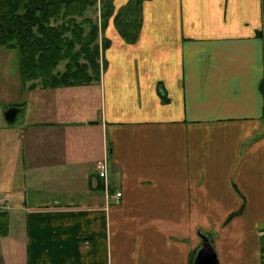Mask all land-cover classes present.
<instances>
[{"label":"crops","instance_id":"crops-1","mask_svg":"<svg viewBox=\"0 0 264 264\" xmlns=\"http://www.w3.org/2000/svg\"><path fill=\"white\" fill-rule=\"evenodd\" d=\"M131 1L112 0L99 23V40L110 41L99 78L37 87L65 110L76 90L94 89L99 111L85 122L31 119L18 137L20 169L9 179L2 171L54 197L21 215L24 264H198L208 247L219 264H263L264 0H142L140 11L123 10ZM59 125L71 134L60 152L32 153L26 131ZM105 157L111 198L96 170ZM74 174L80 185L69 183Z\"/></svg>","mask_w":264,"mask_h":264},{"label":"rangeland","instance_id":"rangeland-1","mask_svg":"<svg viewBox=\"0 0 264 264\" xmlns=\"http://www.w3.org/2000/svg\"><path fill=\"white\" fill-rule=\"evenodd\" d=\"M102 2V0H97L95 4L90 6L91 9L95 8V6H98L99 4H102ZM88 15L91 18L86 17ZM88 15L85 14L84 11L82 15H78L77 20L79 22H83L85 26L88 25L85 31L88 35L91 33L88 39H93L95 37L94 39L96 40V33L92 31L94 30L93 25L97 24L99 34L101 31L99 29V23L104 21L102 16L103 12L99 7L96 12V17H94L93 15L95 14H92L91 12H89ZM85 18L90 19L92 22L86 23L84 20ZM99 39H102L100 38V35L97 39V43H99L100 46L99 64L101 63V69V48L103 47L101 46L102 41ZM95 40H91V42H89L91 49H94L93 45L96 43ZM15 43H17V40ZM103 44H105L104 41L102 42V45ZM81 48H83L81 45L76 46L77 50ZM67 63L68 59H65V61L60 63L56 70L59 71L60 69L64 71ZM34 82L37 83V87H41L39 85L41 82L40 79L31 80L27 82L26 85L22 82L18 49L8 48L7 46L0 47V264L25 263L27 258V254L25 253V251H27V241H25L23 234V228H25L24 222L22 221L20 224V220H23L21 215L23 216L26 209L35 207V203H32L31 201L39 199L40 203L43 204L45 201L44 198L54 199V197L50 196L48 192L42 191L38 194H36V192H27L23 185L20 184V186L16 182L9 184L8 180H4L5 176L9 179L10 173L13 169L15 171H17L16 167L20 169L21 159H18V154L21 151L24 138L21 137L20 139L18 137H20V134L23 133V129L27 126L26 123H29L31 119L33 121H41L49 117H59L60 113L61 117L65 120L71 118L77 121L85 122L87 118L91 117L89 112L96 114V112L99 111L98 109L101 108L100 102L97 101L96 90L94 89L90 90L91 88H89L90 93L89 91L81 92L80 90H76V99L74 101L75 106L71 107L69 110H65L64 103L63 105L60 104L58 107L56 95L52 90L41 89L42 87L30 88V85ZM64 97L65 99L67 98V96ZM83 100L85 102L81 103ZM11 106H21L19 108L17 119L14 123H10L4 118V112ZM42 128L41 126H33L30 130L26 131V133L29 134V138H27V140H35V142L32 141V153L38 152L41 154L42 151H46L47 146L51 150L54 149L55 151L58 150V152H60V149L65 144V140L71 135H69V127L59 125L53 127L43 126ZM73 129L76 131L79 130L78 128ZM79 131L81 134L83 133V131ZM22 136L24 137L25 135ZM14 141L16 143V148H13V145H15ZM12 155L13 157H11ZM57 157V159H59L60 154L57 155ZM39 159L42 161L41 156ZM99 163L96 167L97 171ZM2 171L5 173L3 178ZM13 176H15L18 180V177L14 172ZM57 176L58 175L43 174L42 177L49 178L50 182L57 183L59 182L56 179ZM31 177H34V174H32ZM65 177H69L70 179L73 175L67 174ZM74 177L76 180L74 181L72 178L74 182L69 181V183H76V185H80L82 182L80 175L74 174ZM61 178L63 181L66 180L64 175H61ZM43 185L51 186V184L47 183ZM28 200L30 201L28 202ZM10 227H12L11 233ZM6 230H8V234H4Z\"/></svg>","mask_w":264,"mask_h":264},{"label":"trees","instance_id":"trees-1","mask_svg":"<svg viewBox=\"0 0 264 264\" xmlns=\"http://www.w3.org/2000/svg\"><path fill=\"white\" fill-rule=\"evenodd\" d=\"M104 23L114 8L102 0ZM142 0H133L123 10H141ZM97 0H0V47L16 48L22 82L40 79L42 88L86 84L99 78L100 46L98 26L93 25L96 43L91 49L85 24L77 20ZM121 28L122 17L119 16ZM86 23L92 22L84 19ZM135 21L131 22L132 27ZM124 25V24H122ZM17 40V43L15 41ZM103 47L110 41L104 39ZM83 48L77 50L76 46ZM94 50V51H93ZM68 59L63 70H56ZM92 72V73H91ZM30 88H37L34 82ZM235 214H232L234 216ZM8 234V230L4 232ZM264 264V263H263Z\"/></svg>","mask_w":264,"mask_h":264},{"label":"water","instance_id":"water-1","mask_svg":"<svg viewBox=\"0 0 264 264\" xmlns=\"http://www.w3.org/2000/svg\"><path fill=\"white\" fill-rule=\"evenodd\" d=\"M18 113H19V107L11 106L4 112V118L8 122L14 123L16 121ZM202 238L207 244V241H209L208 237L202 234ZM196 261L198 264H219V261L217 259V254L212 250L211 247H208V249L202 252V254L199 253Z\"/></svg>","mask_w":264,"mask_h":264},{"label":"built area","instance_id":"built-area-1","mask_svg":"<svg viewBox=\"0 0 264 264\" xmlns=\"http://www.w3.org/2000/svg\"><path fill=\"white\" fill-rule=\"evenodd\" d=\"M98 173H99V176L101 178L105 179L104 182H106L107 181V176H108V161H107V158H104L102 161H100V163L98 165ZM106 192H107L106 193L107 198H111L112 197L111 191H109V189H107ZM113 195L119 198L122 195V192L117 191Z\"/></svg>","mask_w":264,"mask_h":264},{"label":"bare ground","instance_id":"bare-ground-1","mask_svg":"<svg viewBox=\"0 0 264 264\" xmlns=\"http://www.w3.org/2000/svg\"><path fill=\"white\" fill-rule=\"evenodd\" d=\"M105 158H107V157H105ZM108 161V160H107ZM99 174V173H98ZM100 177V176H99ZM104 185H105V191L107 190V189H109V191H110V184H109V182L108 181H106V182H104ZM107 186V187H106ZM107 188V189H106ZM107 193V192H106Z\"/></svg>","mask_w":264,"mask_h":264}]
</instances>
